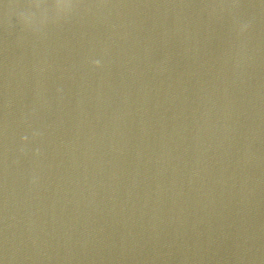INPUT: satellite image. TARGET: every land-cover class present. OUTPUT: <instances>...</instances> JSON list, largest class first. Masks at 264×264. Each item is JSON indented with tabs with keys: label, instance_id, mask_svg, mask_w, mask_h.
I'll list each match as a JSON object with an SVG mask.
<instances>
[{
	"label": "water",
	"instance_id": "water-1",
	"mask_svg": "<svg viewBox=\"0 0 264 264\" xmlns=\"http://www.w3.org/2000/svg\"><path fill=\"white\" fill-rule=\"evenodd\" d=\"M0 264H264V0H0Z\"/></svg>",
	"mask_w": 264,
	"mask_h": 264
}]
</instances>
